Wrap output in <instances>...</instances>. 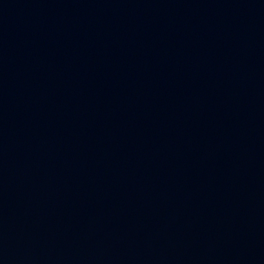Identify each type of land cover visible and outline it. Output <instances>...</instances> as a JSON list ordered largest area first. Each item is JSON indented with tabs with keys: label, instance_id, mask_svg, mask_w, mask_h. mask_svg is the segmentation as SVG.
Instances as JSON below:
<instances>
[{
	"label": "water",
	"instance_id": "1",
	"mask_svg": "<svg viewBox=\"0 0 264 264\" xmlns=\"http://www.w3.org/2000/svg\"><path fill=\"white\" fill-rule=\"evenodd\" d=\"M0 264H264V0H0Z\"/></svg>",
	"mask_w": 264,
	"mask_h": 264
}]
</instances>
